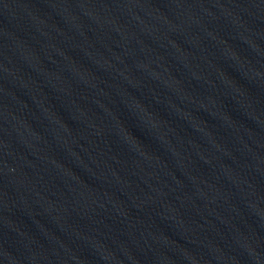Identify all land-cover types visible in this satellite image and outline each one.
Here are the masks:
<instances>
[{"label":"water","instance_id":"95a60500","mask_svg":"<svg viewBox=\"0 0 264 264\" xmlns=\"http://www.w3.org/2000/svg\"><path fill=\"white\" fill-rule=\"evenodd\" d=\"M0 264H264V0H0Z\"/></svg>","mask_w":264,"mask_h":264}]
</instances>
